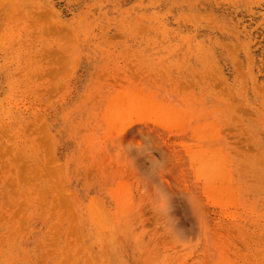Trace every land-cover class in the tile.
<instances>
[{
    "label": "rangeland",
    "instance_id": "rangeland-1",
    "mask_svg": "<svg viewBox=\"0 0 264 264\" xmlns=\"http://www.w3.org/2000/svg\"><path fill=\"white\" fill-rule=\"evenodd\" d=\"M23 1L0 264H264V0Z\"/></svg>",
    "mask_w": 264,
    "mask_h": 264
},
{
    "label": "bare ground",
    "instance_id": "bare-ground-1",
    "mask_svg": "<svg viewBox=\"0 0 264 264\" xmlns=\"http://www.w3.org/2000/svg\"><path fill=\"white\" fill-rule=\"evenodd\" d=\"M23 0H0V6H23Z\"/></svg>",
    "mask_w": 264,
    "mask_h": 264
}]
</instances>
